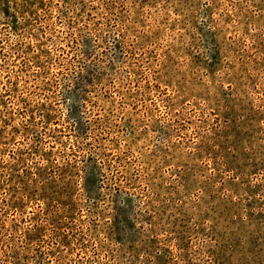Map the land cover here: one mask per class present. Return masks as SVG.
<instances>
[{"label": "rangeland", "instance_id": "374dc122", "mask_svg": "<svg viewBox=\"0 0 264 264\" xmlns=\"http://www.w3.org/2000/svg\"><path fill=\"white\" fill-rule=\"evenodd\" d=\"M0 264H264V0H0Z\"/></svg>", "mask_w": 264, "mask_h": 264}]
</instances>
